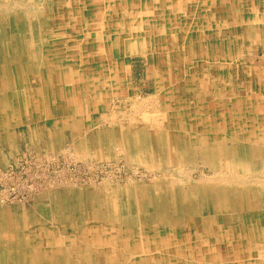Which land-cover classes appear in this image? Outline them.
<instances>
[{
	"label": "rangeland",
	"instance_id": "obj_1",
	"mask_svg": "<svg viewBox=\"0 0 264 264\" xmlns=\"http://www.w3.org/2000/svg\"><path fill=\"white\" fill-rule=\"evenodd\" d=\"M195 1L197 13L180 22L193 20L203 40H175L168 50L154 40L153 51L113 61L119 43L93 41L94 0H0V264H264V251L256 249L264 248V230L244 218L250 208L241 204L245 195L250 206L263 198L245 189L264 182V157L237 153L256 164L250 174L227 172L236 157L192 117L198 98L213 104L215 97L217 126L238 86H264V27L255 22L264 16L237 6L238 19L229 23L212 4L232 0ZM229 43L242 52L234 61L222 54ZM101 54V70L90 71ZM183 60L184 68L200 71L196 84L188 75L182 84ZM118 68L124 72L116 76ZM226 96L233 100L219 105ZM164 128L182 163L157 135ZM121 191L125 204L117 209ZM136 216L137 223L128 220ZM147 217L160 221L159 230L147 227ZM106 254L118 257L101 260Z\"/></svg>",
	"mask_w": 264,
	"mask_h": 264
},
{
	"label": "bare ground",
	"instance_id": "obj_2",
	"mask_svg": "<svg viewBox=\"0 0 264 264\" xmlns=\"http://www.w3.org/2000/svg\"><path fill=\"white\" fill-rule=\"evenodd\" d=\"M96 3V11L94 12V14H92L90 17H88V20L91 21L92 24V28L95 30H97L96 32V37L93 40L94 42H102L103 40H122L120 36L118 37H114L111 35H106L104 34V27H107L108 24L111 26H119L122 28L123 31L128 32L127 35L130 36L131 40H142V46L140 47L138 44H136L135 42H131L129 45V48L136 50V49H146L145 47H143V44H145V42L143 40L148 39V37L146 35H149L152 37V40H162V44H164L163 47H165L167 50L170 46V44H173L175 40H179V39H186V37H189V40H192L193 36L195 38H198L199 36L196 35L195 33L198 34V32H194L188 35L187 33V26H183L182 23L179 21L180 17L185 14V15H189L191 16L194 13H197V9L198 6H196V1L194 3V0H122V3H115V5L112 3V1H104V0H94ZM138 3H137V2ZM260 2V3H259ZM251 0L248 3V0H232L228 5H224V1L223 4H217V5H213V7H215L216 12L219 11H225L228 13V21L229 23H232L233 21H235L236 19H238L239 13L240 11L237 10V6H241L243 7L242 9L247 10V11H252L255 9V11L258 12V17L264 16V0ZM262 2V3H261ZM127 3V4H126ZM196 6V7H195ZM210 7V5H208V8ZM169 9L171 10V13L166 15H162L161 12H164V10ZM232 20V21H231ZM255 22L257 23V27H264V22H262L260 19H255ZM193 20L191 22H189L190 27L193 26L194 29H196L197 26H194L193 24ZM98 24H100L99 27ZM192 25V26H191ZM232 25V24H231ZM151 28L152 31H150L151 33L148 32L147 27ZM210 30H214L216 29L214 24H208L207 25ZM97 27V28H96ZM77 28V27H76ZM201 29V27H199ZM198 29V28H197ZM159 30V31H158ZM200 33V37H204L205 36V32H199ZM217 34V33H216ZM71 35V33H70ZM88 38V37H86ZM75 40H83V39H75ZM232 43L233 39H231ZM66 41H71V40H66ZM119 42V41H118ZM218 42V41H217ZM222 44H224L223 40L221 41ZM228 43V42H226ZM240 44V47L238 48L239 51H241L242 49V44ZM230 45V51L228 52H224L222 53L223 56L228 57L230 59H232V61H234V58L236 59L238 57L239 52L236 51L235 47L233 48V45L231 43H229ZM217 48V47H216ZM120 49V48H119ZM114 51L112 53H114V55L111 56L112 60H118L117 55H115V53L117 51H115V49H113ZM184 52V51H182ZM191 55H196L194 54V50H189ZM178 53V51H177ZM90 55H93V53H89ZM198 55V53H197ZM196 55V56H197ZM115 57V58H114ZM95 61V59H93ZM105 60V57L101 54L98 58V62H100L99 67L98 68H94V65H92V67H89L88 69H90V71H96V69L98 71L101 70L102 64ZM121 61V60H120ZM214 62H216V60H214ZM183 66L178 67V69L181 68L183 72V77H184V81L182 84H187L189 81L186 80L187 75L189 76L188 79L190 80H196V81H192L190 83H196L198 80L196 79L199 75H201L200 71L197 69H193L191 67H186L184 68V60L182 62ZM194 64V63H193ZM122 63L117 62V66L120 68H124L123 66H121ZM225 65L224 67L230 66V64L227 63V65ZM198 68V67H197ZM114 70L117 68H113ZM120 70V71H119ZM122 72H124L122 69L118 68V74L116 76H119L120 74H122ZM168 76H172L171 74H169ZM162 79H165V77H161ZM167 78V77H166ZM263 78H261L262 80ZM264 85V84H263ZM264 87V86H263ZM231 88V87H230ZM245 87L243 86H238L237 87V94H238V98L234 99L233 102L231 103L232 105H230L228 108V110H226L224 112V115L222 116L223 118V122H220L217 124V126H214L213 122H212V113L210 112L213 109V104L215 101L212 102H207V101H201L200 98L197 99V104H196V108L193 109L194 114L192 115V117L194 119L197 120V123L200 124V122H205V124L208 125V131L210 133L211 137H214L216 139H222L226 142V149L227 151H231L234 156L236 157V160L232 163L227 164L228 169L226 170L227 172H232V173H244L246 174H250L251 171V165L249 162L247 161H242L241 155L243 153H246L247 151H249L251 149V152H253V155H257L258 153H262L264 151V136L261 137V139L258 141L260 143L259 145H255L252 143H250V141L248 140L250 138V130L252 132V128L254 127H263L264 126V101H260L257 102V100L252 97V98H248L246 92H242V90ZM67 90L69 92L73 91L70 88H67ZM180 92L176 93V97H180ZM184 97V96H183ZM201 102L203 104H201ZM224 102L221 101V103H219V105H222ZM163 108H165V110H168V108H170L171 106L168 105L166 102H164V105L162 106ZM185 107V106H183ZM207 109V110H206ZM168 114H165L164 116V122L167 126V128H169L171 126L170 124V119H171V113L170 111L167 112ZM169 115H170V119H169ZM145 117H148L149 120L153 121H157V119L159 117L155 116V115H145ZM6 118V116L4 117ZM193 119V120H194ZM239 124L237 123V121H240ZM243 120V121H242ZM195 122V121H194ZM260 124V125H257ZM206 125V127H207ZM246 127V129H245ZM167 128H164L163 130L159 131V133L157 134L158 136H163V138L166 141H169V144L171 146L174 145L173 147V152H174V156L176 157V161L177 163H182L184 160L180 158L181 154L178 153L177 151V146H176V141L175 138L173 136L172 133L169 132V130ZM184 129V128H183ZM213 130H216L215 133H213ZM177 135L179 136L178 139H186L185 137H183L180 133L176 132ZM130 134V133H129ZM217 134V135H216ZM132 135L136 137V133L135 130L132 131ZM129 135V139L132 142V151L133 153L137 152L136 146H137V142H135V140H133V136ZM156 135V136H157ZM174 138V142L173 139ZM177 138V137H176ZM129 140V141H130ZM188 141V140H187ZM237 153H240L239 158ZM230 167V168H229ZM259 184L256 185L257 187H254L255 185L251 186L252 188L246 187L247 189H245L246 192H249L247 190H251V192H255L256 190H258L257 194H262V196L260 198H262L260 200V202H253V205L248 202L247 198L248 195H245L244 197L241 198V204L242 205H247V207L250 208V211L248 210L247 213L243 212L244 214V218H245V214H247L246 216L248 217V219H252V220H256L257 223V227H260L264 230V182L263 179L259 180ZM243 191V192H245ZM256 194V195H257ZM258 196V195H257ZM125 193L124 191L119 192L118 195V200L117 202L115 201V208L118 209V207L121 208V205L125 204ZM120 202V204L118 203ZM118 205V207H117ZM233 214V213H231ZM134 219L133 223H137V219L139 220V218L136 217H128L129 221H132ZM247 219V218H246ZM247 219V220H248ZM242 220V219H241ZM142 221H144V223L147 225V227L151 228L150 230L153 231L154 229H158L159 227L162 226V224L160 223V221L155 217V220L152 218H142ZM151 223H150V222ZM159 221V222H158ZM156 225V226H154ZM161 239V245L167 244V238L162 236ZM262 237H264V232L262 233ZM81 241V240H80ZM80 246L82 245H90L89 241L83 242V243H79ZM259 248H256L257 251L262 252L263 253V249L260 245H258ZM88 247L91 246H87L84 248H81L80 251L82 252H86L88 249ZM70 249V248H68ZM92 250V249H91ZM52 251L54 252V250L52 249ZM78 250H76L75 252H72L71 250H69V254L72 253H76ZM252 252V249H251ZM72 256V254H71ZM92 256V255H91ZM91 256L90 257H85V259L88 261V263L91 260ZM109 257V258H108ZM118 257V255H117ZM116 254H106L103 256V258H100L101 260H107L115 262L116 260ZM183 257V255H182ZM72 258V257H69ZM185 260V259H184ZM23 261L18 260V264H24L22 263ZM187 263V260H186Z\"/></svg>",
	"mask_w": 264,
	"mask_h": 264
},
{
	"label": "crops",
	"instance_id": "obj_3",
	"mask_svg": "<svg viewBox=\"0 0 264 264\" xmlns=\"http://www.w3.org/2000/svg\"><path fill=\"white\" fill-rule=\"evenodd\" d=\"M104 1H111V0H104ZM124 1V0H123ZM137 2V1H136ZM120 3H122V0H121V2ZM138 3V2H137ZM127 4V3H126ZM166 13L167 14H169V13H171V10H169V9H166V10H164V12H161V14L162 15H166ZM185 14H183L182 16H184ZM182 16L180 17V20L182 19ZM179 20V21H180ZM182 23V22H181ZM187 23H189L188 21H187ZM182 25L183 26H187V33H188V35L190 34V32H191V34L192 33H194V31L195 30H193L194 28H193V26L192 27H190L189 28V26H190V24L189 25H184V23H182ZM100 26V24H98V26L97 27H99ZM96 27V28H97ZM105 28V32H104V34H107V31L106 30H110L109 32H111L110 34H114L113 36L114 37H118V36H120L121 37V39L122 40H115L116 41V43H119V45H120V54L119 55H117V53H115V55H117V57H118V59L121 57V56H126L127 55V53L128 52H136V51H139V52H144L145 50L147 51V50H152L153 51V49H152V41H154V40H152V38H150V34L149 35H146L147 37H148V39H146V40H143L144 42H145V44H143V47H145L146 49H136V50H133V49H131V48H129V45H130V43L131 42H135L136 44H138L140 47L142 46V40H131V38H130V36L129 35H127L128 34V32H124L123 30H122V28L121 27H119V26H111V25H109L108 24V26L107 27H104ZM96 32H97V30H96ZM196 35H198L199 37L198 38H195L194 36H193V38H192V40H203V38H201L200 37V33L199 34H197V33H195ZM201 38V39H200ZM78 39V38H77ZM82 39V38H81ZM205 39H207V38H205ZM71 40V39H70ZM180 40V39H179ZM181 40H189V37H186V39H181ZM218 40V39H217ZM225 40V39H224ZM226 40H228V39H226ZM119 41V42H118ZM162 41V40H161ZM102 43V42H101ZM242 43H243V41H242ZM106 45V44H105ZM115 49V48H114ZM111 50H112V52L114 51L113 50V48H111ZM115 51H116V49H115ZM145 53V52H144ZM244 58H246V56H244ZM152 66V65H151ZM150 69H151V67H150ZM153 71V70H152ZM193 84H196V83H193ZM230 88V87H229ZM256 88H253V89H249V88H247V87H245L243 90H242V92H246V94H247V97L248 98H252V97H254L256 100H257V102H262V101H264V87H260L258 90H255ZM236 98H238V94H237V90H236ZM215 97H213L212 99H214ZM235 98V99H236ZM229 99V102L228 103H230L231 102V99L233 100V98H230V97H228V96H226V97H224L223 99H219V103H221V101H223V102H227V100ZM215 101H216V103H218V101H217V99L215 98ZM233 102V101H232ZM34 115H35V112L34 113H29V116H28V118H34ZM18 116L20 117L21 116V113H19L18 114ZM257 125H260V124H257ZM10 129V128H9ZM253 129H261V133H260V135L258 136V133H257V131H253ZM9 131V130H8ZM252 131L254 132V135H253V133H251L250 134V138L248 139L249 141H250V143H251V145H252V143L253 144H257V145H259L260 146V143L258 142L260 139H261V137L262 136H264V126L263 127H261L260 128V126L259 127H254V128H252ZM13 134L14 133H12V132H10V133H8V138L10 137V138H12L13 137ZM249 155H253V152L251 153V154H249ZM264 157V151L262 152V153H258L257 155H255V159H259V157ZM254 161V160H253ZM261 162H263L264 163V159L261 161ZM250 163V165H251V163H252V165H254V164H256L255 162H249Z\"/></svg>",
	"mask_w": 264,
	"mask_h": 264
}]
</instances>
